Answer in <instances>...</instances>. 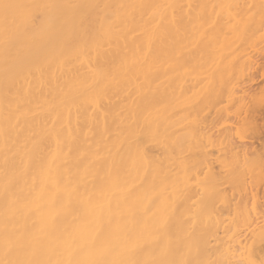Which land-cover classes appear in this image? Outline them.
Here are the masks:
<instances>
[{"label": "bare ground", "instance_id": "bare-ground-1", "mask_svg": "<svg viewBox=\"0 0 264 264\" xmlns=\"http://www.w3.org/2000/svg\"><path fill=\"white\" fill-rule=\"evenodd\" d=\"M259 31L264 0H0V264H264V151L224 142Z\"/></svg>", "mask_w": 264, "mask_h": 264}, {"label": "rangeland", "instance_id": "rangeland-1", "mask_svg": "<svg viewBox=\"0 0 264 264\" xmlns=\"http://www.w3.org/2000/svg\"><path fill=\"white\" fill-rule=\"evenodd\" d=\"M254 33H255V32H254ZM259 33H261V31H259V32L257 33L256 36H258ZM262 33H263V31H262ZM260 35H262V34H259V36H258L257 38H256V37H251L252 40L256 41V42L253 41V44H254V46H256V48H259V47L264 43V41H263L264 39H263V40H260V39H259V37H261ZM263 35H264V34H263ZM252 36H255V35L252 34ZM262 37H263V36H262ZM263 38H264V37H263ZM251 39H250V41H249V40H246V41H245V45H244V47H245V46L247 47V46L249 45V43L251 42ZM256 39L260 40V41H259V45H258V43H257L258 40H256ZM247 41H248V44L246 45ZM255 43H256V44H255ZM253 44L250 43V45H253ZM250 45H249V46H250ZM257 46H259V47H257ZM263 47H264V44H263V46H262V49H263V50L261 49V50L263 51V56H264V48H263ZM260 48H261V47H260ZM263 56L260 57V60H259L260 65H258V68H256V67H257V66H256V67L254 68L255 70L253 69L254 72H253V70H252V74L250 73V74L247 75L249 78H248L246 75H242V76L247 77L248 79H247V78H244V77H242V76H240L242 81L239 80L240 78H239V79H236V81H238V83H239V82H242V83H243V80H244L245 82H246V80H248V81L250 80L249 82L253 81L254 83H255V82H256V83H257V82L259 83V84H257L258 86H257L256 84L253 85V86H254V87H253L254 90L252 89L253 91L249 88L250 85L247 86V87L249 88V89H248V93H250V94H252L253 92L255 93V91L258 90V87H259L260 85H261V87L264 86V84L262 85V83L264 82V81H263L264 78H263V79H260L261 76H262V77L264 76V75H262V73L264 74V70H263L264 67H262V66H264V63L262 64V62L264 61V60H263ZM261 60H262V62H261ZM259 66H260V67H259ZM259 68H260V70H259ZM261 68H263V69H262L263 72L260 74L259 72L262 71ZM257 69H258L259 71H258ZM255 71H256L257 73H255ZM253 73H254V74H253ZM253 75H255V76H253ZM252 76H253V77H252ZM251 77H252V78H251ZM242 78H243V79H242ZM253 78H254V79H253ZM256 78H257V79H256ZM252 79H253V80H252ZM260 80H261V81H260ZM259 81L261 82V84H260ZM262 81H263V82H262ZM249 82H247L246 85H248ZM253 82H251V84H253ZM249 84H250V83H249ZM244 85H245V84H244ZM246 85H245V86H246ZM251 86H252V85H251ZM256 87H257V88H256ZM251 88H252V87H251ZM255 88H256L257 90H256ZM263 88H264V87H263ZM260 89H261V88H260ZM250 90H251V91H250ZM261 90H262V89H261ZM262 91H264V90H262ZM248 93H247V95H249ZM256 93H257V92H256ZM256 93H255V98H259L258 96L261 95V94H259V93H261V92L259 91V93H257L258 95H256ZM262 94L264 95V93H262ZM252 95H253V94H252ZM263 95H262V96H263ZM249 96H251V95H249ZM249 96H248V97H249ZM262 96H260V97L262 98ZM246 97H247V96L245 95V96L243 97V99L246 98ZM253 97H254V95H253ZM263 97H264V96H263ZM255 98H254V99H255ZM261 98H259V101H260ZM243 99H242L243 102H242V101H239V102H238V101H234V103H236V102H237V103H236V104H233V106H234L233 109H232V108H230V109H231V110H234L233 112L236 111V112L238 113V111H237L236 109H239V110H240L241 106H242L243 108H245V109L242 108V109H241L242 111H243V110H246V107L249 105V104H246V103H253V105L256 106L255 103H254L255 100L253 101L252 96L249 97L248 99H245V103H244V100H243ZM249 99H250V102H247ZM251 99H252V100H251ZM263 99H264V98H263ZM256 100H258V99H256ZM259 101H258V102H259ZM263 101H264V100H263ZM263 101H260V102H259V106L256 107L257 110L261 109L260 106H261L262 104H260V103L263 102ZM239 103H240V104H239ZM241 103H242V104H241ZM256 103H257V101H256ZM225 104H226V106H227V107L225 108L226 111H225V110H223V111L226 113V116H225V114L223 113V111H222V113H221V114H224L223 117L226 118V120H224V121H228L227 123L230 124V123H232L233 121L236 122L237 120H239L240 118H238V119H234V118H236V117L233 118V115H232L233 113H232V111L230 110V111H231V113H230L229 110H228V109H229V108H228V107H229V104H228V105H227V103H225ZM237 104L241 105V106H239L240 108H239L238 106H236ZM243 104H245V105H243ZM257 104H258V103H257ZM246 105H247V106H246ZM251 105H252V104H250V106H251ZM253 105H252V107H253ZM263 105H264V103H263ZM263 105H262V107H263ZM245 106H246V107H245ZM235 107H236V108H235ZM237 107H238V108H237ZM247 108H249V106H248ZM254 108H255V107H254ZM254 108H252V109L254 110V113H255L257 110L254 109ZM263 108H264V107H263ZM250 109H251V108H250ZM253 110H252V111H253ZM263 110H264V109L259 110V111H261L260 114H261V113L264 114V113H263V112H264ZM259 111H258V112H259ZM262 111H263V112H262ZM227 112H228V113H227ZM240 112H241V111H240ZM240 112L238 113V115H236V113H234V114H235L234 116H238V117H239V115H240V117H241ZM243 112H244L245 114H247V116H248V112H247V113H246V111H243ZM244 113L242 114V116H243L242 119L244 118ZM249 113L251 114V112H249ZM254 113H252L251 115L249 114L250 117H248V119H249V118L251 119V120H250V121H251V125H252V122L254 123V121H252V117H254V115H255V117L253 118V120L256 118V122H257L258 120L262 119V117H261L260 119H257V115H258V114H257V112H256L257 115L254 114ZM228 114L231 115V116H229ZM262 114H261L260 116H262ZM260 116H259V117H260ZM221 117H222V116H221ZM230 117H231V118H230ZM232 118H233L234 120H233ZM263 118H264V116H263ZM223 119H224V118H223ZM244 119H246V117H245ZM248 119H247V120H248ZM231 120H232V122H230ZM247 120H245V121H247ZM262 120H263V119H262ZM220 121H221V122L223 121L222 118H221ZM239 121H240V120H239ZM239 121H237V125H238V122H239ZM245 121L242 120V122H243L244 124L242 123L243 125L241 126L243 129L245 128L244 131H243V129H242V131H241V130L238 131L239 126H238V128H233V129L229 130V132L227 131V133H229V135H228V134H224V135H227V136H225V137H227V138H226V140H224V142H225V141L229 142V141H230V138L232 137V140H231V141H234V143H236V142L238 143V141L235 142V140H236V138H237V140H238V138H239V141H241V142H239L238 144L241 146V149H243L244 147H247V146H248L247 151H248V150H249V151H250V150H254L252 153H254V152H256V153H260V151H261L262 149H263V151H264V148H263V147H264V146H263V145H264V134H263V133H264V132H263V131H264V129H263V128H264V121H263V123H262L263 125L260 124L261 126H259L258 123H259V122H262V121L260 120V121H258V123H255V124L258 125L257 128H254V129L251 128L252 131H253V130H256L255 132H257V134L260 135L259 137H257L258 135H257V134H254V133H253L254 131L252 132V131L250 130V127H249V131H251V133H253V134L255 135V136L252 135V136H254V137H253L254 140H255L254 142H252V141H253L252 136H249L251 133L248 132V131H246V127L249 126V125H247V123H246ZM248 121H249V120H248ZM245 123H246V127H245ZM239 124L241 125V122H239ZM248 124H250V122H249ZM255 124H254L253 127L257 126V125H255ZM237 125H236V127H237ZM260 127H262L263 131H261L262 129H261ZM247 130H248V128H247ZM230 131H232V133H231ZM235 131H237V134L235 135L236 138H235V136H234V134L236 133ZM233 132H235V133H233ZM243 132H245V133H243ZM246 132H248L249 135H248ZM225 133H226V131H225ZM230 133H231L232 135H231ZM256 135H257V136H256ZM228 136H230V137H228ZM233 136H234L235 140H233ZM244 137H245V138H244ZM250 137H251V138H250ZM228 138H229V140H228ZM231 141L229 142L230 145H229L228 143H226V145L228 144L227 148L230 149L229 146L232 147L230 150L227 149V152H229V151H231L233 148H235L234 151H235V153H237V152H236V147H233V146H234V145H235V146L237 145V147H238V144L236 143V144L232 145V142H231ZM241 143H244V145L242 144V145H243V146H242ZM258 143L261 144V145L263 144V145H262V146H263L262 148H261V146H260L261 149L259 148V144H258ZM224 144H225V143H224ZM254 144H258V145H254ZM255 146H257V148H259L260 150L256 151L257 148H256ZM238 148H239V147H238ZM239 149H240V148H239ZM239 149L237 150V151L240 153V155H238V156H241V153H242V156H243V155H244V154H243L244 150H243L242 152H240ZM244 149H245V148H244ZM228 150H229V151H228ZM234 151H232V152L234 153ZM247 151L245 150V154H246V156L248 155L249 159H250V157H251V160H252L251 162H255V161L259 158L257 162H258L259 164H264V162L261 160V159H263L262 157H264V156H262V155H264V154H260V156H258V158L256 159V158H252V157H256V155H259V154H255L254 156H251V155L249 154V153H251V152H247ZM239 153H238V154H239ZM252 153H251V154H252ZM261 153H263V152L261 151ZM249 155H250V156H249ZM252 155H253V154H252ZM260 157H261V158H260ZM260 160H261L262 162H260ZM263 160H264V159H263ZM246 162H247V161H246ZM248 163H249V162H247L246 164H248ZM244 164H245V163H244ZM241 173H242V172H241ZM244 173H245V172H243V174H244ZM243 193L246 195L245 199H247V200H245V199L243 198L244 196H242V195H241L240 199H242L247 205H249V204L251 203V200H248V199H251V198H250L251 195L247 194V193H249V192H247V191H246V192H243ZM243 193H242V194H243ZM244 194H243V195H244ZM247 196H249V197L247 198ZM259 196H261V195H259ZM260 198H261V197H260ZM260 198L258 199V201L260 200ZM263 198H264V197H263ZM263 198H262V200H260V201H263V200H264ZM242 200H241V201H242ZM243 201H242V202H243ZM246 201H247L248 203H247ZM249 201H250V203H249ZM247 205H246V206H247Z\"/></svg>", "mask_w": 264, "mask_h": 264}]
</instances>
